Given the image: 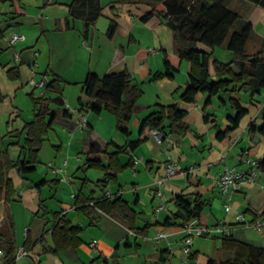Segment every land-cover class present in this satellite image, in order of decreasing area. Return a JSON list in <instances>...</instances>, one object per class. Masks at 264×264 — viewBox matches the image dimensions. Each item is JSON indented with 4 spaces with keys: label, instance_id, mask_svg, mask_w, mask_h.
<instances>
[{
    "label": "crops",
    "instance_id": "0c3cea01",
    "mask_svg": "<svg viewBox=\"0 0 264 264\" xmlns=\"http://www.w3.org/2000/svg\"><path fill=\"white\" fill-rule=\"evenodd\" d=\"M33 1L36 2V8L40 9L37 11L38 14L34 15V18L38 20L37 24L40 26V31L36 32L38 38L34 45L31 43L30 45L19 47V49L10 47L5 36L11 31L14 33L17 31L21 32L24 25L21 21L23 16H15V8L12 6L11 0L0 1V76H4L10 84L12 82H21L23 80L22 68L23 66L30 67L35 62L32 50L36 44L40 43L42 37L47 42L45 48L48 49V56L51 58L56 54L55 50L60 47L62 40L67 35L77 32L81 37V46L90 53V58H88L89 66L83 68L81 72L82 81L78 82L75 80L68 84L71 88L81 84V89L76 94H67L64 86L67 83L66 79L53 70L50 59L46 69L41 73L48 80H51L55 74L61 77L64 97L71 108H79L78 102L83 97V85L88 74L93 73L103 77L109 73L128 69L135 82H140L139 71L143 67L152 69L150 63L154 53H160L161 68L158 71H163V52H175L173 36L165 22L157 17L147 23L141 21L142 17L150 10V7L145 4H127L121 3V0L109 1V3L105 0H80L78 3H75L76 0H66L65 2L64 0ZM26 3L27 0H21L22 8L27 12ZM71 5L75 6V8L71 9L69 7ZM240 6L246 9L245 13L249 12L245 16L246 20L244 21L253 24L254 35L256 36L252 40L254 43L256 42L255 44H259L260 48L264 42V40L261 42L260 40L264 39V35L257 30L259 21H253L252 18L255 12L261 13L262 23L264 24V9L246 0H230L228 3V9L241 16ZM26 15L27 13L24 16ZM102 19L103 24L101 25L99 23ZM112 21L118 23V28L111 39L108 36V30ZM138 22L143 25L138 24ZM143 26L146 29L149 28L156 35L158 42L154 40L152 41L153 44L150 45L142 41V37L146 36V30ZM136 30H141V32L135 34ZM52 35L53 37L55 36V39H59V43L58 41L52 42V37H50ZM120 36L124 37L126 45L128 38V45L130 48L133 46V48L127 50V46L124 47L120 44L116 46ZM104 37L106 40H104ZM131 38L135 41L131 40ZM170 39H172L173 50L165 47L166 41H170ZM140 47L148 48L151 51L149 58L145 61L137 56ZM16 53L19 55L20 63L13 62L14 54ZM39 53L41 56V52ZM216 54L217 50L215 51V57L219 59ZM225 57L228 56L225 55ZM184 65L185 68L182 71ZM182 67L181 71L173 79L144 82L143 88L159 86L161 92L159 91L152 100L146 101L145 96L147 93L145 91V95L135 106L134 116L143 121L153 112L156 105H167L169 104L168 102H173L188 111L186 122L190 126L191 131L185 138L180 139V137L172 136L161 142L156 139L152 131L148 132L146 135L148 138L147 142L132 154L135 164L127 170V180H130L127 183V189L122 184L120 177L117 183L109 182L104 184L101 182L104 178V174H102L99 179L93 181L88 176L92 169H88L85 166L86 163L83 166L70 167L68 161L65 160L62 166L66 168L62 169H57L53 165V160H57L65 151L70 155L72 153L81 155L82 146L90 141H95L105 147L112 140L107 141L108 137H105L98 129V124L100 121H108L111 131H116L115 117L108 112L96 115L82 111V115L87 119V128L78 130L75 126L76 116L65 118L64 107H52V115L55 117V122L50 135L45 138L44 147L39 156L40 163L37 165L35 173H33L35 175L38 173V175L32 177V174H29L22 178L15 170L10 174L16 188L13 202H18V206L23 212L28 205L27 203H29L28 208L32 210L31 217H27V221L20 222L13 214L12 202L10 211L13 229L11 228V223L8 222L6 226L3 224L4 227H2V233L5 236L10 235L18 249L25 248L24 245L27 238H29L31 246L30 248H25L26 250L28 248L29 255L17 260L16 264H207L210 259L224 260L232 257L233 254L221 250L222 236L224 234L220 233L198 239L197 247L194 251L196 253L194 259L182 253V227H165L163 225L166 219L171 218L177 212V207L173 201L177 195H184L190 202H193L195 197L199 195L202 201L206 203L205 210L198 220L200 224L216 227L223 221V227L228 230L227 232L230 235L235 236L240 241L256 244L246 241L245 237L241 236L244 230L249 229L237 222V215L244 214L247 220L252 221L256 215L261 214L264 210V173H261L256 183L247 184L233 194L230 212L226 211V200L221 194L218 180L227 166L246 172L249 171L250 167L244 162L245 158L252 160L264 158V145L260 146L258 153L254 156H249L247 152L258 143V138L254 141L248 138L249 124L253 120H256L259 124H264V89L261 93L252 94V89L244 88L236 96L241 99L242 104L249 110V113L242 120L240 127L232 134V142L226 147L217 141L211 140L208 133L213 131L215 125L225 129L229 126L227 117L235 115L230 104L227 103V97L223 96L226 103H222L217 98L219 106L215 104L216 98H213V108L209 109V113L215 115L216 123H213V121L205 123L202 110L208 98L207 94L200 93L193 104H184L181 101V95L190 85L187 64H183ZM12 68H17L20 72V80L12 81L9 79L7 70ZM211 74L212 76L214 75L213 69H211ZM9 86L14 88V86ZM19 86L15 88L16 92ZM0 91L2 92L1 89ZM2 93L7 96V99L0 106V122L10 125L11 116L16 114L15 119L12 120V125L14 126L12 131L22 130L28 121L23 120L20 109L14 110L11 98L13 95L15 98V94ZM131 130L132 136L130 140L136 141L139 137V127H133ZM10 132L8 131V133ZM52 140L57 142L51 150L54 158L47 161V163H43L41 160L42 152L46 143H50ZM14 142L16 140L12 139L9 143ZM75 142H78L77 145H74ZM12 150L15 152L19 151L17 147H13ZM124 156L127 159L124 161L122 156V161L126 163L129 160V155ZM168 156H171L176 162L179 174L163 187L168 199V211L162 212L158 218H155L152 215L156 201L155 192L157 190L154 183L156 179L165 175ZM81 171L84 172L83 178L80 177ZM50 175L53 178L50 179ZM43 180H55L58 183L44 185L38 189L35 185ZM80 180L81 183L78 182ZM77 184L80 185V189L75 191L73 186ZM92 184L95 185L97 190L90 189ZM114 185H117L115 189ZM47 188H49L48 192ZM80 192L96 201L102 200L107 192L111 194L122 192L123 198L139 214V227L151 226L148 236H136L122 222L103 213H100V222L96 226H92L90 219L77 211L76 200ZM49 201L52 204L54 203L55 210H51L48 207ZM1 205L4 210L0 209V211L6 217L4 201L0 202V207ZM41 205L43 208H41ZM44 209L48 212L66 214L74 226L83 229L80 236L83 244L78 249L65 250L58 255L45 252L44 247L49 249L52 245L50 234L52 223L46 226L47 220L41 217L45 211ZM42 210H44L43 213H41ZM37 218H40V222L34 225ZM140 221H142L141 224L143 225L139 223ZM18 228H22L24 232L22 242H19L18 239ZM157 232H164L167 235L159 244L153 239ZM257 242L261 243L256 246H263L260 244H263L262 242L264 241ZM92 243L97 244L96 248L92 247ZM152 243L157 246L154 247Z\"/></svg>",
    "mask_w": 264,
    "mask_h": 264
},
{
    "label": "trees",
    "instance_id": "16d2710c",
    "mask_svg": "<svg viewBox=\"0 0 264 264\" xmlns=\"http://www.w3.org/2000/svg\"><path fill=\"white\" fill-rule=\"evenodd\" d=\"M1 1V0H0ZM6 1V0H2ZM80 0H76L78 3ZM230 0H121L127 4H145L150 10L142 17L141 21L147 23L154 17L161 19L171 30L175 52H163V71L153 72L152 69L143 67L139 71V81L135 82L128 69L109 73L103 77L90 73L83 85V97L79 100L78 112L87 111L96 115L108 112L115 117L116 131L126 138L124 144L110 141L102 147L95 141H90L82 146L81 155L86 158L85 166L88 169H96L104 173L101 181L117 183L119 176L135 164L134 154L148 140L147 133L157 130L163 134V140L172 136L187 137L191 131L186 122L188 111L179 104L155 106L153 112L143 121L134 116V109L140 99L145 95L143 84L146 81H161L173 79L180 71L184 62H187V73L190 85L181 95L184 104H193L197 96L207 94L208 98L203 107V119L205 123H216L214 114L209 113L213 108V98H219L226 103L223 96L227 97V103L235 115L227 117L229 126L223 129L215 125L213 131L208 133L211 140L219 142L223 146H229L232 142V134L240 127L242 120L248 115L249 110L244 107L241 99L236 96L244 88L252 89V94L261 93L264 89V42L255 52H249L248 44L254 37V26L246 22L242 17L228 9ZM264 9V0H246ZM15 8V16L26 14L22 8L21 0H11ZM71 9L75 6H69ZM1 26V25H0ZM118 23L112 21L108 30V36L112 39L117 31ZM240 28V30H236ZM131 40L135 41L133 38ZM218 47H224L234 59L231 63H224L215 57ZM151 51L140 47L137 52L139 59L145 61ZM211 69L214 75L211 74ZM10 80H20V72L17 68L7 70ZM47 75V74H46ZM63 80L57 74L47 81L46 95L30 98L34 107V118L25 124L22 130H14L8 133L16 142L8 143L0 150V202L4 201L6 207V221L11 219L10 205L16 195L12 171L25 178L36 171L40 163L39 156L55 122L52 115V107L65 108L64 117L73 116L67 108L64 97ZM0 91V106L6 101ZM82 114V113H81ZM139 127V137L131 141L132 128ZM248 138L258 143L247 152L249 156L258 153L261 145H264V124L253 120L248 126ZM19 150L17 158L11 155V148ZM129 155V160L123 163L122 156ZM106 159V160H105ZM258 169L264 173V158L259 160ZM58 181L43 180L35 185L38 189L44 185L56 184ZM113 198L105 196L102 200H94L86 197L82 192L77 196L76 207L79 214L90 219V224L96 226L100 222V213L108 215L122 222L131 232L138 237H147L150 225L139 227V214L131 204L119 194ZM177 212L165 220V227H183L193 220H199L205 210L206 203L197 195L190 202L184 195L174 198ZM41 208L43 206L41 205ZM42 218L47 220L46 226L52 223L50 228L52 245L44 247L46 253L58 255L65 250H76L82 244V228L74 226L66 214L60 212H48L44 209ZM264 216V210L261 212ZM4 227V225L2 226ZM0 228V250L4 256L0 258V264H16L18 247L10 235L2 233ZM25 248H30L29 238ZM24 248V249H25ZM27 248V250H28ZM221 250L233 254L232 257L217 260L210 259L207 264H264V247L240 241L235 236L224 234L222 236ZM196 253L190 258L194 259Z\"/></svg>",
    "mask_w": 264,
    "mask_h": 264
},
{
    "label": "rangeland",
    "instance_id": "374dc122",
    "mask_svg": "<svg viewBox=\"0 0 264 264\" xmlns=\"http://www.w3.org/2000/svg\"><path fill=\"white\" fill-rule=\"evenodd\" d=\"M66 0H64L65 2ZM107 3H109V1H115V0H105ZM233 8V7H232ZM231 8V9H232ZM26 9H27V15L23 16L21 19V21L24 23L23 25V29L21 30V32H16L14 33L13 31L8 32L5 36V39L8 43V45L10 46V39L15 35H24L26 37V40L28 41H24V42H20L14 45V48L19 49V47L21 46H26V45H30L32 43V45H34L36 43V39L37 34L36 32L40 31V26L37 24L38 20L36 18H34V15H37V11H39L40 9L36 8V2L33 0H27L26 3ZM239 9L241 10V16L243 18V20H246L245 16L248 15V11L245 13L246 9L242 6L239 7ZM29 13V14H28ZM253 21L258 20L259 21V25H258V32L260 34L264 35V24L262 23V18H261V13L259 14L258 12H255L253 14ZM258 23V22H255ZM99 24H103V19L100 21ZM143 25L142 23H139ZM144 27V26H143ZM145 28V27H144ZM145 37L143 38V42L145 44L149 43L150 45L153 44L152 41L155 40V42L157 41L156 35L151 32V30L148 28H145ZM236 30H240V28H236ZM141 30H136L135 34L140 33ZM134 33V32H133ZM256 36V35H254ZM52 37V42L55 43L58 41L59 43V39H55V36ZM105 38V37H104ZM172 38V37H171ZM258 38V37H257ZM81 37L79 33H73L71 35H67V37L65 39L62 40V43L60 45V47L58 49L55 50L54 56H52L51 58L48 56V49L45 48V46L47 45L46 40L42 37L40 40V43L37 45H35V48L32 50V56L34 61L36 62V65H30V67L28 66H23L22 68V77L23 80L19 83H11L8 82V80L4 77V76H0V89L2 90V92L8 93L10 95L15 94V98L12 96V103L14 106V110L20 109L22 111V118L24 121H31L34 118V113H33V103L32 100L30 98V94L34 93L35 97H38L41 93V89H35L34 84L32 83V81L38 83L43 79H47V77L44 76L43 71L46 69V65L49 63V59L51 60V67L53 68V70L55 72H57L58 74H60L61 76H63V78H65L66 82L64 84L65 88H66V93L67 94H76L82 87L81 84H78L76 86H74L73 88H71L69 86L68 83L72 82V81H82L83 78H81V72L83 71V68H87L89 65V60L88 58H90V53L88 51L85 50L84 47L81 46ZM106 40V38L104 39ZM260 40V39H259ZM264 39L260 40L263 41ZM166 48L173 50V44H172V39H170V41H166ZM256 43V42H255ZM253 40H250L249 44H248V50L249 52H255L259 49V44H255ZM258 43V41H257ZM118 44H120L121 46L126 47L127 46V50L128 49H132L133 46L130 48V46L128 45V38H127V45L125 44V39L123 36H120V38H118L117 44L116 46H118ZM144 44V46H145ZM157 47H159L158 44H156ZM155 46V47H156ZM11 47V46H10ZM217 57L220 59V61H223L225 63H228L229 61H232L234 56L227 51L226 48L224 47H218L217 49ZM41 52V56L40 53ZM35 53H38V56H35ZM225 55H227L228 57H225ZM160 53L158 54H153V58L151 60V68L153 69L154 72H157L160 68H161V64H160ZM17 57H19V55L16 53L14 54V59L13 62L14 63H20L19 59H17ZM1 59V58H0ZM95 60V59H94ZM42 64V66L40 67V65ZM184 64H187V62H184ZM183 68H185V65L182 67V71ZM14 86L13 87H10ZM20 85V86H19ZM22 85V87H21ZM19 86V89L17 90V92L15 91V88ZM146 91V96H145V100L149 101L152 100L156 94L159 93L160 88L159 86H147L144 88ZM161 92V91H160ZM163 94V93H162ZM68 97V95H67ZM218 99H215V104L217 106ZM169 104L167 105H172L175 104L173 102H168ZM221 109V108H220ZM54 113H56L54 111ZM16 114H13L11 116V123L10 125L4 124L0 122V150H2L4 148V146H6L10 140H12V138L9 137L8 135V131H12V129L14 128V126L12 125V120L15 119ZM1 121V120H0ZM261 122H263L262 120H260ZM108 121H100V123L98 124V129L102 132V134L107 138L108 140H115L121 144L126 142V138L124 136H122L121 134L117 133V131L113 130L111 131V126H109V124L107 123ZM87 128V127H86ZM97 131V130H96ZM87 134V133H86ZM85 134V136L87 137V135ZM89 134V133H88ZM103 137V136H102ZM15 140V139H14ZM57 142H55L54 140H52L50 143H46L45 148L42 152L41 155V160L43 163H47V161L51 160L54 158V156H52L53 154H51V150L53 149V146L56 144ZM78 142H75L74 145H77ZM11 155L14 158H17V155L19 153V151L15 152L14 150H12L11 148ZM124 161H126V157L123 156ZM65 160L68 161L69 166L73 167V166H83L84 163L86 162V158L80 154H73L70 155L69 153H67V151L64 152L63 155L59 156V158L56 160H53V165L54 167L56 166L57 169L59 168H66L62 166V163L65 162ZM68 168V167H67ZM128 170V169H127ZM127 170H125L119 177L120 180L122 182V184H124V187L127 189V183H129L130 180H127ZM81 176L80 177H84V172L81 171ZM102 174H104L103 172L96 170V169H92V171L89 173V178L92 179L93 181H96L97 179H99ZM38 173L32 174V177L37 176ZM49 178H53V176H49ZM79 183H81V180L78 181ZM117 187V185H114V189ZM73 189L75 191H78L80 189V185H76L73 186ZM90 189H96L95 185L92 184ZM165 189V188H163ZM49 188H47V192H48ZM97 190V189H96ZM127 198V195H126ZM145 203V200H144ZM18 202L14 201L13 202V214L15 215V217L17 219L21 221H27V219L29 217H31V209L28 208L29 203H27L28 205L24 208V212L22 211V209L18 206ZM54 204V203H53ZM50 201L48 202V207L51 210H55V206L53 205ZM0 209L3 211V206L1 205ZM44 210L41 211V213H43ZM153 215V213H152ZM28 217V218H27ZM246 217V216H245ZM40 218H37L35 220L34 225H37L40 221ZM6 221V219H5ZM140 224L142 223V221L139 222ZM143 225V224H141ZM8 228V227H7ZM226 234H230V233H226ZM156 235V234H155ZM241 236L245 237L246 241H249L251 243H256L253 245H259V243L261 242H257V241H264V233H259L254 229H249V230H244L243 233H241ZM24 237V232L22 230V228H18V239L19 242H22V239ZM210 242V241H209ZM198 241L196 240V244L194 247V251L196 249V245H197ZM263 245L262 247H264V242H262ZM153 244V243H152ZM154 245V244H153ZM157 245H154V247H156ZM211 249V248H210ZM183 256V255H182Z\"/></svg>",
    "mask_w": 264,
    "mask_h": 264
},
{
    "label": "built area",
    "instance_id": "2783aa9c",
    "mask_svg": "<svg viewBox=\"0 0 264 264\" xmlns=\"http://www.w3.org/2000/svg\"><path fill=\"white\" fill-rule=\"evenodd\" d=\"M1 25V23H0ZM26 41V37L24 35L15 34L9 41L10 46L14 47L15 44ZM35 56H38V53H35ZM19 57H17L18 59ZM32 65H36V62H33ZM31 65V66H32ZM48 79H43L40 82L36 83L32 81L35 89H41V93L38 97H44L46 95V86ZM67 108L70 113L76 116L75 126L78 130H84L87 127V119L84 115L78 112L77 109L71 108L67 103ZM152 134L156 137V139L161 142L163 140V134L157 130H152ZM244 162H246L250 169L249 171H239L236 168L226 167L222 174L219 177L218 185L221 191L223 198L226 200L225 208L227 212L231 210V203L233 199V194L241 190L247 184L256 183L259 179V176L262 172L258 169L259 160H252L250 158H245ZM86 163V162H85ZM179 174L177 169V164L173 160L171 156L167 157V162L165 166V175L155 180V186L157 190L155 192V204L153 206V217L158 218V216L162 212L168 211V199L163 191V187L166 183L173 178H175ZM122 196V192L118 193ZM106 196L109 198H113L115 195L110 192L106 193ZM5 216L0 211V228L4 224ZM237 222L248 229H254L259 233H264V216L261 214L256 215V217L249 221L245 217L244 214L237 215ZM224 222L221 221L219 225L216 227H209L203 224H200L198 220H193L189 224L182 227V240H181V250L185 256L190 257L194 253V247L196 244V240L205 237H211L215 234H225L228 230L224 227ZM167 235L164 232H157L154 236V241L159 244L163 239H165ZM93 248H96L97 244H91ZM29 252L20 248L17 252V260L27 257ZM4 256L3 250H0V258Z\"/></svg>",
    "mask_w": 264,
    "mask_h": 264
}]
</instances>
